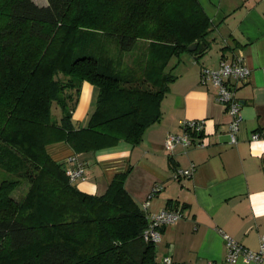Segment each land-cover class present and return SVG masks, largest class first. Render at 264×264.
<instances>
[{"label":"trees","instance_id":"trees-1","mask_svg":"<svg viewBox=\"0 0 264 264\" xmlns=\"http://www.w3.org/2000/svg\"><path fill=\"white\" fill-rule=\"evenodd\" d=\"M210 29L198 0H0V264H164L127 171L89 194L46 146L138 144L161 116L174 58L208 45ZM83 82L95 103L80 126Z\"/></svg>","mask_w":264,"mask_h":264},{"label":"crops","instance_id":"crops-1","mask_svg":"<svg viewBox=\"0 0 264 264\" xmlns=\"http://www.w3.org/2000/svg\"><path fill=\"white\" fill-rule=\"evenodd\" d=\"M211 21L208 45L202 52H182L174 58L176 78L160 103V118L142 140L120 141L94 152L76 153L65 141L49 143L48 154L64 167L76 154L86 164V179L75 186L102 194L113 175L127 171L124 186L151 215L162 208H182L183 217L160 228L156 257L172 264H222L226 254L219 229L244 247L257 250L264 234V139L251 134L264 129V0H198ZM46 3V2H45ZM240 60L250 68L238 85L242 121L237 142H228L229 117L210 83H202V67L216 68L222 60ZM85 89V92H82ZM94 88L83 82L72 121L84 126L94 107ZM205 119L204 146L163 147L169 132L180 133V121ZM194 165L190 177L174 179V167ZM235 264H258L239 257Z\"/></svg>","mask_w":264,"mask_h":264},{"label":"built area","instance_id":"built-area-1","mask_svg":"<svg viewBox=\"0 0 264 264\" xmlns=\"http://www.w3.org/2000/svg\"><path fill=\"white\" fill-rule=\"evenodd\" d=\"M250 74V68L238 60H222L218 67H202L200 71V80L202 83H210L215 89L216 100L224 105L229 117L227 126L228 142L235 144L237 142V132L239 124L242 121L241 102L236 95L238 85L244 83ZM205 126V119H184L180 121L181 132H169L164 141L163 147L166 151H173L175 147H189L192 145L204 146L201 140L195 141L194 137L202 134ZM251 139H264V129L255 131L251 134ZM69 164L65 167V173L71 183L83 181L86 179V164L79 160L77 155L71 154L65 158ZM194 171V165L187 168L174 167L172 177L178 179L181 177H190ZM146 203L142 209H146ZM148 224L143 230L142 236L146 241L158 243L161 239L160 228L164 225L174 223L183 217L181 208H162L157 212L146 215ZM225 242L226 254L222 264H235L239 257L245 261H253L258 264H264V234L259 238L257 250H251L244 247L234 238L218 230ZM164 264H172L169 256H163ZM208 264H214L208 262Z\"/></svg>","mask_w":264,"mask_h":264},{"label":"rangeland","instance_id":"rangeland-1","mask_svg":"<svg viewBox=\"0 0 264 264\" xmlns=\"http://www.w3.org/2000/svg\"><path fill=\"white\" fill-rule=\"evenodd\" d=\"M35 3H37V4H46L45 2H46V0H33ZM134 52V54L135 53H137V50H133V51H131L130 53L132 54ZM130 53H126V54H124V59H128L129 60V56H128V54H130ZM82 92L84 93L85 92V89H82ZM57 107H55L54 108V106H52V112H53V114H55V112L57 111ZM89 115V114H88ZM88 117L89 116H87V118H86V120H85V123L87 122V120H88ZM0 175H1V172H0ZM77 182V181H76ZM76 182H74V183H76ZM25 189H26V183H23L17 190H15L14 191V193H13V195L17 198L19 195H21L22 193H24V191H25Z\"/></svg>","mask_w":264,"mask_h":264},{"label":"water","instance_id":"water-1","mask_svg":"<svg viewBox=\"0 0 264 264\" xmlns=\"http://www.w3.org/2000/svg\"><path fill=\"white\" fill-rule=\"evenodd\" d=\"M206 45L204 41H201L200 43L197 42H192L191 44H189L187 46V50L192 52V51H197V52H201L205 49Z\"/></svg>","mask_w":264,"mask_h":264}]
</instances>
